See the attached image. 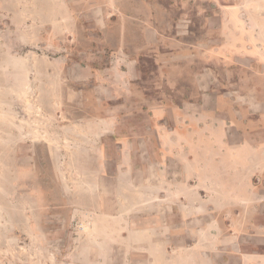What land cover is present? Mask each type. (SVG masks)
Masks as SVG:
<instances>
[{
  "label": "rangeland",
  "instance_id": "374dc122",
  "mask_svg": "<svg viewBox=\"0 0 264 264\" xmlns=\"http://www.w3.org/2000/svg\"><path fill=\"white\" fill-rule=\"evenodd\" d=\"M189 20L191 32L214 35L211 45L222 29L237 39L227 43L229 49L252 52L256 66L264 64V0H0V264H130L147 258L124 247L134 219L116 208L122 201L106 199L119 180L140 176L138 168L129 170L140 160L124 152L125 124L118 123L121 137L97 139L95 153L81 152L74 144L86 139L60 127L87 109L67 105L61 85L118 81L116 69L124 66L123 58L112 56L116 27L120 36L128 28L127 46L133 48L141 33L150 40L156 32L165 40L187 34ZM150 47L138 59L143 81L171 96L169 75L156 72ZM162 125L164 135L173 129L170 119ZM150 128L147 160L163 162L162 175L170 178L173 156L170 149H156ZM193 147L196 160H215ZM182 150L178 155L186 160ZM142 172L155 177L158 171ZM136 220L135 227L156 224L154 218ZM204 220L215 230L221 224L215 217ZM222 220L231 227L232 219ZM211 256L216 264L221 251L213 249Z\"/></svg>",
  "mask_w": 264,
  "mask_h": 264
},
{
  "label": "crops",
  "instance_id": "0c3cea01",
  "mask_svg": "<svg viewBox=\"0 0 264 264\" xmlns=\"http://www.w3.org/2000/svg\"><path fill=\"white\" fill-rule=\"evenodd\" d=\"M116 30L112 56L123 58L119 64L124 66L116 69L118 81L107 87L61 85L67 105L87 110L67 120L70 124L60 131H75L86 142L74 146L92 154L97 139L122 136L116 131L123 120L124 152L140 160L138 165L131 162L129 170L138 168L140 176L119 180L106 191V199L122 201L116 208L134 219L126 226L124 247L144 251L147 258L130 264H214L213 249L221 251L216 264H264V64L256 66L252 52L229 49L227 43L237 39L222 29L214 45V35H196L190 29L171 40L158 32L151 40L141 33L133 48L127 46L128 28L124 26L122 36ZM168 41L170 46L164 44ZM147 46L155 51L156 72L169 75L171 96L158 85L149 90L143 81L138 59ZM167 116L173 129L164 135ZM149 121L154 123L156 149H170L173 156L170 178L162 175L163 162L147 160ZM190 145L216 155L215 160H196ZM180 147L186 160L178 155ZM148 170L158 172L147 177L142 171ZM138 217L154 218L156 224L135 227ZM213 217L220 219L218 230L204 220ZM225 218L232 219L231 227ZM212 231L218 232L217 241ZM169 248L175 251L172 256Z\"/></svg>",
  "mask_w": 264,
  "mask_h": 264
}]
</instances>
